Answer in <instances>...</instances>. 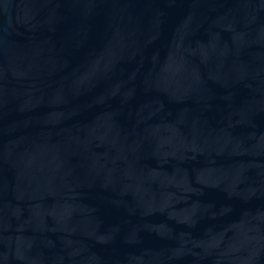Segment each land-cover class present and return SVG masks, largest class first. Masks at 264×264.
<instances>
[{"label":"water","instance_id":"obj_1","mask_svg":"<svg viewBox=\"0 0 264 264\" xmlns=\"http://www.w3.org/2000/svg\"><path fill=\"white\" fill-rule=\"evenodd\" d=\"M0 264H264V0H0Z\"/></svg>","mask_w":264,"mask_h":264}]
</instances>
